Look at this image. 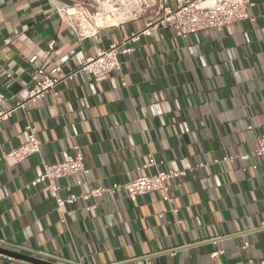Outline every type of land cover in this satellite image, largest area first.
<instances>
[{"label":"crops","instance_id":"0c3cea01","mask_svg":"<svg viewBox=\"0 0 264 264\" xmlns=\"http://www.w3.org/2000/svg\"><path fill=\"white\" fill-rule=\"evenodd\" d=\"M74 1L81 2L0 0V154L25 142L27 124L40 141L37 155L14 166L0 161V247L51 264L264 261V165L239 160L264 135V0H251L252 21L219 32L181 39L170 27L152 31L127 45L119 71L102 78L76 73L55 93L17 108L35 69L66 76L184 0H152L140 18L86 39L64 16ZM74 147L88 173L58 180L62 198L197 169L169 182L168 203L161 192L134 202L105 194L59 213L46 192L24 186L42 164L65 160ZM0 264L30 263L0 255Z\"/></svg>","mask_w":264,"mask_h":264},{"label":"built area","instance_id":"2783aa9c","mask_svg":"<svg viewBox=\"0 0 264 264\" xmlns=\"http://www.w3.org/2000/svg\"><path fill=\"white\" fill-rule=\"evenodd\" d=\"M152 0H81L74 1V10L71 14L67 9L64 12L65 19L75 34L80 39L93 37L99 29L108 26H118L119 24L138 19L150 7ZM254 6L251 0H184L174 8L164 10L153 20L145 23L144 29L131 34L127 39H123L118 44L109 45L108 49L97 53L96 56L84 60L72 73L66 76H56L57 69L50 73H45L43 69L37 68L33 72V87L27 92V99L18 103L17 108H24L26 104H33L38 99L44 98L48 92L55 93V88L62 81L72 79L76 73H83L95 78H102L110 72L120 70L119 56L127 54L131 49L127 46L138 41L141 37L149 36L152 31L160 28L170 27L179 38H185L191 34L199 33L203 30H213L219 32L228 25L236 24L239 21H252L249 14ZM7 44L8 41H5ZM53 44H50V48ZM36 57L30 60L35 61ZM124 86V83L122 84ZM0 100L2 96L0 95ZM5 117V116H3ZM26 140L19 147L9 152L0 154V161H4L10 166H14L23 160L37 155L40 152V141L37 137L36 128L30 124L25 125ZM256 146L250 155H241L239 160L246 161L249 157L258 159L264 165V135H259L255 139ZM73 155L68 156L56 164H42V172L24 187L26 189L40 188L48 194L50 199L56 204L57 211L61 213L64 205H73L76 200H89L102 197L107 194L113 196L122 193L129 202H134L138 197L149 194L150 192H161L163 201L171 202L168 195L170 181L185 177L187 172L195 171L196 168L187 167L184 170L159 171L149 177H136L124 184L113 183L111 187H96L88 194L75 196L68 195L62 198L59 195L60 186L57 181L75 175H87L88 171L83 165L84 156L74 147ZM222 161L231 163L232 158L224 157ZM201 166H199L200 168ZM253 170L257 165H252ZM246 168H243L245 171ZM79 183V182H77ZM96 205L86 208V211H93ZM247 243L243 244V248ZM218 252L211 253L212 259L218 256ZM251 262V261H250ZM264 264V261L258 263Z\"/></svg>","mask_w":264,"mask_h":264},{"label":"water","instance_id":"95a60500","mask_svg":"<svg viewBox=\"0 0 264 264\" xmlns=\"http://www.w3.org/2000/svg\"><path fill=\"white\" fill-rule=\"evenodd\" d=\"M12 248L13 247H11L10 249L4 248V247L3 248L0 247V255H2V256L5 255V256L17 259L19 261L28 262L30 264H51L50 262H47V261H44V260H41V259L38 260V259H35L34 257H31V256H28V255H25V254H20L18 252L12 251ZM40 257H43V256H40ZM40 257H38V258H40Z\"/></svg>","mask_w":264,"mask_h":264},{"label":"bare ground","instance_id":"6f19581e","mask_svg":"<svg viewBox=\"0 0 264 264\" xmlns=\"http://www.w3.org/2000/svg\"><path fill=\"white\" fill-rule=\"evenodd\" d=\"M72 12H74V10H73V9H71V10H69V11H68V13H69V14H71Z\"/></svg>","mask_w":264,"mask_h":264}]
</instances>
